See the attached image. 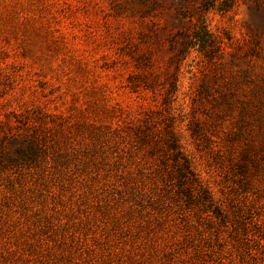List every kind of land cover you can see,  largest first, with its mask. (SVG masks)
<instances>
[{
  "label": "rangeland",
  "instance_id": "1",
  "mask_svg": "<svg viewBox=\"0 0 264 264\" xmlns=\"http://www.w3.org/2000/svg\"><path fill=\"white\" fill-rule=\"evenodd\" d=\"M0 264H264V0H0Z\"/></svg>",
  "mask_w": 264,
  "mask_h": 264
},
{
  "label": "trees",
  "instance_id": "2",
  "mask_svg": "<svg viewBox=\"0 0 264 264\" xmlns=\"http://www.w3.org/2000/svg\"><path fill=\"white\" fill-rule=\"evenodd\" d=\"M204 28H206V25H204ZM200 40H202L201 42H202V46H207V44H209L213 39H212V36H211V34L207 31V37H205V36H202V37H200L199 38ZM169 143V145L172 147V148H174L175 149V155H177L178 157H180L181 155H182V151H181V149H179V146L180 145H178V143H176V141L174 140V141H172V142H170V141H168ZM17 152V155L18 154H20V152H21V150H17L16 151ZM17 155H10V159L12 160V161H16V160H18V158L19 157H17ZM182 158H183V161L181 162V166H180V175H181V177L183 178V179H185V180H187V179H189V180H192L193 181V183L194 184H197L199 187H200V189L202 188V184L198 181V179H197V175H196V173H195V171H194V169H193V167H192V163H191V161L190 160H188L187 158H185L184 156H181ZM179 159V158H178ZM204 201H208V200H210L209 198H210V196H208L207 194L206 195H204ZM207 203V202H206Z\"/></svg>",
  "mask_w": 264,
  "mask_h": 264
}]
</instances>
